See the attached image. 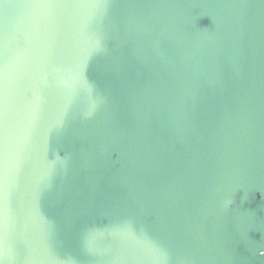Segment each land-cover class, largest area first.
Listing matches in <instances>:
<instances>
[{"label": "water", "instance_id": "water-1", "mask_svg": "<svg viewBox=\"0 0 264 264\" xmlns=\"http://www.w3.org/2000/svg\"><path fill=\"white\" fill-rule=\"evenodd\" d=\"M0 264H264V0H0Z\"/></svg>", "mask_w": 264, "mask_h": 264}]
</instances>
